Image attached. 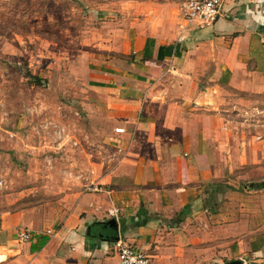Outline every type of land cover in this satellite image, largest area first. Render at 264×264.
I'll return each instance as SVG.
<instances>
[{
	"label": "crops",
	"instance_id": "0c3cea01",
	"mask_svg": "<svg viewBox=\"0 0 264 264\" xmlns=\"http://www.w3.org/2000/svg\"><path fill=\"white\" fill-rule=\"evenodd\" d=\"M183 1L103 4L123 10L105 22V54L84 73L86 146L53 166L46 187L54 206L43 217L57 227L27 229L32 240L20 242L11 216L0 225V264H117L103 227L113 217L119 238L152 264H264V207L224 180L235 163L228 92L264 94V0H224L212 26L178 41ZM91 181L108 192H86Z\"/></svg>",
	"mask_w": 264,
	"mask_h": 264
},
{
	"label": "rangeland",
	"instance_id": "374dc122",
	"mask_svg": "<svg viewBox=\"0 0 264 264\" xmlns=\"http://www.w3.org/2000/svg\"><path fill=\"white\" fill-rule=\"evenodd\" d=\"M109 1L0 0V225L13 216L16 230L57 227L55 218L43 217L54 206L45 191L53 166L86 146L83 103L91 92L84 73L105 54V22L123 10L105 8ZM227 98L235 163L225 189L255 197L249 205L263 209L264 94L230 90ZM75 136L81 144L73 145ZM26 208L39 212L22 216Z\"/></svg>",
	"mask_w": 264,
	"mask_h": 264
},
{
	"label": "built area",
	"instance_id": "2783aa9c",
	"mask_svg": "<svg viewBox=\"0 0 264 264\" xmlns=\"http://www.w3.org/2000/svg\"><path fill=\"white\" fill-rule=\"evenodd\" d=\"M223 2L224 0H184L181 2L178 41H182L185 38V33L193 25L198 28L212 26L221 15ZM115 131L123 132V128H115ZM56 132L57 138L61 139L63 137L61 130ZM78 143L75 140L73 145ZM84 188L86 192H108L101 184H97L94 181L88 182ZM118 212L119 209L117 207L108 210L110 216H116ZM48 232L50 231L48 230ZM17 239L20 242H28L32 240L31 232L27 229H20L17 233ZM114 245L118 257L117 264H152L148 254L135 249L120 238L114 242Z\"/></svg>",
	"mask_w": 264,
	"mask_h": 264
},
{
	"label": "water",
	"instance_id": "95a60500",
	"mask_svg": "<svg viewBox=\"0 0 264 264\" xmlns=\"http://www.w3.org/2000/svg\"><path fill=\"white\" fill-rule=\"evenodd\" d=\"M251 186L253 185L252 183L250 184ZM264 186V185H263ZM103 227H109L112 230L115 231V235L111 237V239L115 242L119 239L118 236V222L116 220V218H110L106 221L103 222ZM222 264H249L248 262L243 261L242 259H231V260H227L225 262H223Z\"/></svg>",
	"mask_w": 264,
	"mask_h": 264
},
{
	"label": "trees",
	"instance_id": "16d2710c",
	"mask_svg": "<svg viewBox=\"0 0 264 264\" xmlns=\"http://www.w3.org/2000/svg\"><path fill=\"white\" fill-rule=\"evenodd\" d=\"M36 77V76H35ZM34 77V78H35ZM260 187V186H259ZM107 230H109V234H113V235H115L116 233H115V231H113L111 228H107ZM48 238L47 237H43L42 238V240L40 241V246L39 247H37V248H40V247H42L44 244H45V242H46V240H47Z\"/></svg>",
	"mask_w": 264,
	"mask_h": 264
}]
</instances>
